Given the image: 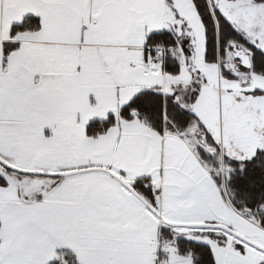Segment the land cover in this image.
Wrapping results in <instances>:
<instances>
[{
	"label": "snow or ice",
	"instance_id": "obj_1",
	"mask_svg": "<svg viewBox=\"0 0 264 264\" xmlns=\"http://www.w3.org/2000/svg\"><path fill=\"white\" fill-rule=\"evenodd\" d=\"M0 264H264V0H0Z\"/></svg>",
	"mask_w": 264,
	"mask_h": 264
}]
</instances>
